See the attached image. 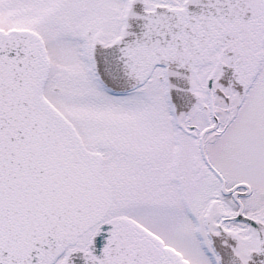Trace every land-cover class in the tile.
Here are the masks:
<instances>
[{
  "label": "snow or ice",
  "instance_id": "snow-or-ice-1",
  "mask_svg": "<svg viewBox=\"0 0 264 264\" xmlns=\"http://www.w3.org/2000/svg\"><path fill=\"white\" fill-rule=\"evenodd\" d=\"M0 264H264V0H0Z\"/></svg>",
  "mask_w": 264,
  "mask_h": 264
}]
</instances>
